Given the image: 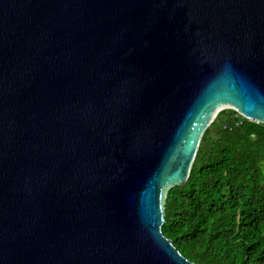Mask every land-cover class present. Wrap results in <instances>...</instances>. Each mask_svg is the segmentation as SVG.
Segmentation results:
<instances>
[{
    "label": "water",
    "instance_id": "95a60500",
    "mask_svg": "<svg viewBox=\"0 0 264 264\" xmlns=\"http://www.w3.org/2000/svg\"><path fill=\"white\" fill-rule=\"evenodd\" d=\"M223 110L264 124V0H0V264H193L164 201Z\"/></svg>",
    "mask_w": 264,
    "mask_h": 264
},
{
    "label": "trees",
    "instance_id": "16d2710c",
    "mask_svg": "<svg viewBox=\"0 0 264 264\" xmlns=\"http://www.w3.org/2000/svg\"><path fill=\"white\" fill-rule=\"evenodd\" d=\"M161 231L193 264H264L263 123L218 114L187 182L166 192Z\"/></svg>",
    "mask_w": 264,
    "mask_h": 264
},
{
    "label": "built area",
    "instance_id": "2783aa9c",
    "mask_svg": "<svg viewBox=\"0 0 264 264\" xmlns=\"http://www.w3.org/2000/svg\"><path fill=\"white\" fill-rule=\"evenodd\" d=\"M238 115L242 116V115H241V114H239V113H238ZM242 117H243V116H242ZM237 118H239V116H238ZM244 118H245V117H244ZM251 121H252V120H251ZM240 122H241V121H240Z\"/></svg>",
    "mask_w": 264,
    "mask_h": 264
}]
</instances>
